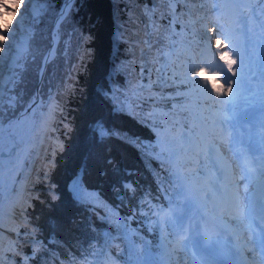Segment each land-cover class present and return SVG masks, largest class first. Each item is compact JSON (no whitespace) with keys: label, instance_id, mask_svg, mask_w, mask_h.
<instances>
[{"label":"trees","instance_id":"16d2710c","mask_svg":"<svg viewBox=\"0 0 264 264\" xmlns=\"http://www.w3.org/2000/svg\"><path fill=\"white\" fill-rule=\"evenodd\" d=\"M39 1L44 12L32 24L13 92L22 103L5 120L17 118L37 88L42 100L54 91L55 132L37 165L40 176L31 180L38 190L26 195L25 219L16 224L2 264L76 262L110 236L140 234L158 245L139 214L148 200L163 201L166 166L154 159L152 129L184 124L189 109H197L191 98L199 89L172 77L173 69L184 71L183 54L164 64V51L177 39L170 21L182 30L179 39L192 37L183 24L195 15L204 19L208 0H197L190 11L186 0ZM70 1L54 30L62 4ZM52 42L55 55L41 69Z\"/></svg>","mask_w":264,"mask_h":264},{"label":"rangeland","instance_id":"374dc122","mask_svg":"<svg viewBox=\"0 0 264 264\" xmlns=\"http://www.w3.org/2000/svg\"><path fill=\"white\" fill-rule=\"evenodd\" d=\"M0 2H3V0H0ZM34 3V2H33ZM32 3V4H33ZM32 4H28L27 3V0H24V5L27 7V13H25L22 17V22L20 23V26H19V29L17 30L16 34L20 35L19 38L21 39H25L27 36H31V33H32V26H30V24L32 23V19H33V11H32ZM197 4V0H188L187 1V5L194 8ZM170 6L172 9L175 8V3L174 2H170ZM22 11V9H21ZM9 19H11V17H8ZM172 21H170L171 23ZM208 25L207 27V31L209 35H214V32L213 31H209V28H212V26L215 24V21L212 20V19H208V20H198L196 21L195 23L191 24V26L189 28L195 30V27H201V25ZM171 29H172V33H176L178 32V30L176 29V26H175V23L172 22L171 24ZM196 31V30H195ZM136 33H139V30H137ZM206 33V32H205ZM211 40L210 42L207 43V45L210 43L211 45V48L213 49L214 47V44L211 43V41L215 42L216 39H219L217 36H210ZM204 44L203 46L205 47V44H206V40L204 39ZM0 43H3V42H0ZM213 44V45H212ZM204 49V48H203ZM177 52L179 53H182L184 51H186V47L184 46H179V48L177 47L176 49ZM226 51V50H224ZM175 52V49H171L170 51H167L165 53V59H171V54ZM215 53V56L217 57L218 54L214 51ZM188 54V52H187ZM0 56H2V53H0ZM232 58V56H231ZM11 57H8L6 61H4L3 63H0V75L4 76L3 74L6 72V67L8 68V71L6 72V77H4V79L6 80V78L10 77L11 79V83L6 86V88L8 89L6 95L8 96H11L12 99L15 101V104L14 106L12 107H8L7 106V102H6V105L5 107L3 108L2 110V114H0V121L2 123H5L6 120L8 119L7 118V115H10L12 112H15L17 109H19V107L21 106V100L19 99V97H17L13 92H14V87H15V83L18 81V78H19V74H20V71L23 69V67L25 66V63H24V59L22 58V60H18L17 63H15V59L14 61H10ZM24 63V64H23ZM8 65H10V67H8ZM11 67H15V69H10ZM191 67L189 66H186L184 67V70H185V73H191ZM200 69L196 70V71H199ZM205 70L209 73L213 72L211 71L210 69H207L205 68ZM223 75V74H222ZM197 78V80H200V84H204V80H202L203 78H200V77H195ZM211 81H209V84H208V92H211V95L214 91H212L211 89ZM219 83H224V81L221 79L219 81ZM219 83L217 86H219ZM227 83H224V87L225 89H227ZM200 90V88L198 89ZM198 90H196L193 95H197L196 93L198 92ZM214 94L217 96V94L214 92ZM221 95H224V96H227L226 97V102H230V100H232V98L230 96V93H227V94H221ZM204 96L207 97V93L205 92L204 93ZM33 97H34V94H33ZM56 92L52 91L51 94L48 96V98L44 99V100H41L42 101V108H39V109H47L49 110L50 106L53 107L52 109V114L54 115L55 114V111L58 107L57 105V102H56ZM219 105V104H218ZM236 107H239L238 104H228L227 107L224 109V108H221V109H214V108H211L209 106H204L202 107L201 111H203V115H200L198 113H192L189 111V117H188V123L187 125L188 128L185 131L184 128H181L182 126H174L173 125H165L163 127H159V128H155L153 133H154V139H153V145L156 147L157 149V156L156 158L160 161H164L166 163H171L173 166H176L178 168L179 165L187 162V164H191L190 167H192L193 165V162H194V154H193V149L194 148H197V146H194L192 144H189L187 142V140H189L190 138L193 137V134L191 131H195L194 135L196 136V139L197 141H204L205 140V128H200L198 129L199 125H202V126H205V124H203L201 121H200V118H203L204 121H206V125H210L212 126L213 123H214V119H213V114H217L218 116L222 117L224 116V113L229 110L231 112V117L232 116V112L235 110ZM37 111L38 110H34L33 114V118L28 120L27 123H30V129H36V127L39 125V120H40V117L37 115ZM200 110L197 109V112H199ZM31 116V115H30ZM30 116H27L28 118H30ZM6 118V120H5ZM9 121H7L5 123V125L8 123ZM54 123L55 121H53V126H54ZM2 129H3V125L1 126L0 125V138H2L4 136V133L2 132ZM52 133V131H51ZM216 135L217 133L214 132ZM52 138H53V135H51ZM187 139V140H186ZM53 140V139H52ZM217 139H214V141L210 138L209 141L212 142V143H218L216 142ZM50 141V140H48ZM220 143V141H219ZM48 144V143H47ZM46 144V146H47ZM46 146L44 147V149L42 151H38V149L36 147H33V148H30L28 151H27V155H26V160L24 162V164L19 168V170L16 172V174L14 175V177L12 178L11 180V183H10V186L11 188V195L15 197V194L18 192V188H19V185L21 183V180L25 174V171L27 170L28 174H27V180H26V184H30V181H31V177L32 179L34 178V175H36L34 173L33 175V172H32V167L35 166L43 157L44 155V151H45V148ZM199 148V152L200 154L203 153V151H201V148ZM204 150L206 151L207 150V147L204 148ZM226 151V150H225ZM39 157V159H38ZM38 159V160H37ZM228 159V157H227ZM40 164V163H39ZM38 164V165H39ZM199 163L196 165L195 167V170H199ZM193 168V167H192ZM191 168V169H192ZM31 174V175H30ZM46 174V173H45ZM44 174L43 177H46V175ZM193 174H195V172H192L190 175H188L187 177V180H188V183L191 185V184H200L201 181H203V179L207 176H210V175H214V172L213 170H211V174H208V173H205L203 172V176H194ZM33 175V176H32ZM26 187V192L23 194L24 195V198L23 199H26V195L27 194H30L32 191H37L38 188H34L31 184L29 186H25ZM189 189V188H187ZM207 188H203V190H206ZM78 191V190H77ZM95 196V195H94ZM91 202H93L94 204L97 203V198L94 197L93 199H91ZM23 203L26 204L27 201L23 200ZM172 207V206H171ZM21 209V208H20ZM19 209V210H20ZM23 210V214H21V218L15 220V221H23L25 219L24 217V209L22 208ZM179 212L178 211H170V208L168 209V215L169 217L173 218V219H178V220H181L182 217L180 216L179 217ZM176 215V218L174 217V215ZM14 221V222H15ZM17 224V223H16ZM15 224V226H16ZM14 225V223H13ZM234 224L231 223L230 226H233ZM10 228V227H9ZM5 229H8V228H5ZM242 229L241 226H239V230ZM10 231H12L11 229H8ZM27 240H32L31 238L28 239H24L23 241H27ZM181 241V240H180ZM180 241H174V242H177L178 245L176 246V249L174 251H172V254H163L161 259H162V262H164V264L167 263L168 259H170L174 264H188V262H185L184 261V258L186 257V253L184 251V247L179 243ZM10 245V242L7 243V246L5 248H3L2 252H1V257L3 259V262H7V258H8V255H5L6 254V250L7 248L9 247ZM7 256V258H6ZM2 264V262L0 263ZM190 264V263H189Z\"/></svg>","mask_w":264,"mask_h":264},{"label":"bare ground","instance_id":"6f19581e","mask_svg":"<svg viewBox=\"0 0 264 264\" xmlns=\"http://www.w3.org/2000/svg\"><path fill=\"white\" fill-rule=\"evenodd\" d=\"M24 7L26 6L24 5ZM224 19L226 20L227 17ZM253 23L256 24V19L253 21ZM18 35L16 34L15 41H11V45H12L11 48L8 51L2 53L4 59L0 60V63L6 61L7 58L10 57L14 47H17L16 44L18 43ZM213 36H217V37L222 36L220 38L222 39L221 46L223 48L221 49L217 48V51L219 53L223 52L224 48H226L229 53L232 52L231 48L228 47L229 40L226 39L224 35L214 32ZM5 71L6 72L8 71L7 67ZM39 108H42V101L38 106L37 110H40ZM52 109L53 107L50 106L49 110L42 112V119L39 122V125L36 127V129L31 130L30 123H27L28 120L33 118L34 111L32 112L30 118L24 116L18 123L14 124L11 130L16 134V140L21 141L20 145L14 150V162L11 165L7 166L8 158L0 157V163L2 164V166H0V252L5 247L6 242L8 241V236L12 232L8 229L12 230V225L14 221L22 217L21 216L22 213H20L19 209L21 206L22 196L26 192L25 186H26V180L28 174L27 170L25 171V174L21 180V183L18 188V192L15 194V197L11 195L12 191L11 189H9L11 188L10 186L11 180L16 174V172L19 170V168L24 164L27 158L26 157L27 151L33 147H36L38 151H42L46 146V144L48 143V140H50L51 138L50 131L54 121ZM227 117L228 114H226L225 117L219 119L222 125L227 124L229 120ZM260 122L264 124V119H262ZM256 130L257 129L252 130L253 136ZM216 167H217V172L220 171L221 173L220 175L228 174L231 171V169L226 164L218 163ZM212 181L210 182L213 184ZM214 189H218V188H214ZM204 234L205 232L203 230L197 232L196 234V235H200V240H201L200 243L198 244V247L200 246L204 247V244L205 245L212 244L210 241L204 243V239H205V237L203 236ZM258 247H259V243H258ZM250 249H254V252L257 251V248L254 246V244L251 246L249 245L244 246L241 244V242H238V239L234 238V239H230L229 241H225L224 243L217 242L215 247H213L206 253H202L201 256L205 264H214L213 259L215 256H221V257L233 256L236 259V261L248 262L250 261V256L248 255L250 253H248L247 255H245L244 253Z\"/></svg>","mask_w":264,"mask_h":264},{"label":"snow or ice","instance_id":"6c2138e0","mask_svg":"<svg viewBox=\"0 0 264 264\" xmlns=\"http://www.w3.org/2000/svg\"><path fill=\"white\" fill-rule=\"evenodd\" d=\"M34 2V0H27V3L30 5ZM261 4H264V0H259ZM233 9L235 12V21L234 23L241 24L243 23V17L246 11L249 10L246 0H232ZM67 6V4H66ZM216 4H213V9H216ZM22 9V11H21ZM218 10V9H217ZM27 13V7H24V0H3L0 2V53L6 52L11 48V41L16 40V32L19 29L20 23L22 22L23 15ZM8 17H11L9 19ZM203 19V18H200ZM192 23H195L194 21ZM203 27L207 28L208 25H203ZM224 25L220 23L219 19L215 22L212 28H209V31H213L216 33H221L223 31ZM227 38V37H225ZM209 41L211 38H208ZM217 48L221 47L222 41L220 39H216L215 41ZM208 50H210V43L208 44ZM4 59L3 56H0V60ZM219 60L223 61L227 67V72L232 73L233 76L236 75V72L233 70V65L237 63L235 59L231 58V53L228 51L220 52ZM241 64H243V60L241 59ZM167 66H163L161 69H157V71H163ZM221 71L217 72H207L205 67H200L199 71H191L192 77H200L203 78L204 84L200 85V81L197 79L189 80L186 74L180 73L176 69L172 70V77L175 78L177 76L181 77L180 82L182 84H191L202 91L206 92L209 99H212L211 92H208V84L211 81V89L214 91L217 96L221 94H227L232 91L233 84L230 82V78L227 74H221ZM241 75H243V69L241 68ZM223 80L224 83H227V89L224 87V83H219L220 80ZM11 80L5 81L3 76L0 75V114H2V110L6 105L8 107H12L15 104V101L11 96L6 95L8 89L6 88V83H11ZM219 83V86H217ZM237 85H239V80L237 81ZM187 94V93H185ZM261 181L257 187V189L253 190L252 198L248 202L247 214L252 218H259L262 225H264V170L261 171ZM128 187H131L130 185ZM162 211V210H161ZM261 233H264V227H261ZM259 247L261 249L260 252V261L259 264H264V239L259 241ZM249 251H253L254 249H250ZM253 264H256L255 259L253 260Z\"/></svg>","mask_w":264,"mask_h":264},{"label":"water","instance_id":"95a60500","mask_svg":"<svg viewBox=\"0 0 264 264\" xmlns=\"http://www.w3.org/2000/svg\"><path fill=\"white\" fill-rule=\"evenodd\" d=\"M70 3L71 1L62 4L61 9L59 10L57 15V23L55 25L54 30L58 28V25L60 24L62 17L65 13V9L70 5ZM54 54H55V44L54 42H52L51 53L44 59L42 66H44L50 59H52ZM40 103H41V97L40 95H38V88H37V90L34 93V99L32 100V102L20 113V115L16 119L12 120L7 125L4 131V137L0 138V157L8 158L7 166L11 165L14 162V150L21 143V141L16 140V134L11 130L12 126L18 123L24 116H30L34 110L38 109ZM0 166H2L1 163Z\"/></svg>","mask_w":264,"mask_h":264}]
</instances>
